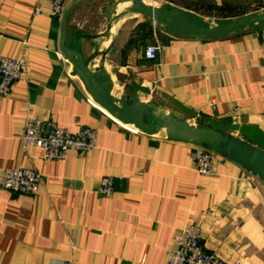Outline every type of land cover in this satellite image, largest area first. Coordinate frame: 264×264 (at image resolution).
<instances>
[{
	"label": "crops",
	"instance_id": "0c3cea01",
	"mask_svg": "<svg viewBox=\"0 0 264 264\" xmlns=\"http://www.w3.org/2000/svg\"><path fill=\"white\" fill-rule=\"evenodd\" d=\"M77 1L65 0L64 11ZM105 1L82 4L68 16L66 42L83 58L105 45L88 69L99 74L103 56L114 96H138L264 151V25L220 39L181 38L127 17L110 24L106 39L93 41L103 31L100 20L122 0L92 15L95 30L90 22L87 31L77 27L90 20L83 11L101 10ZM159 1L204 20L264 10L216 15L203 12L230 9L232 2L236 9L246 0ZM61 19L44 0H0V57L26 63L24 78L0 98V264H165L173 237L191 222L200 228L202 248L225 264H256L260 251L264 263V202L254 213L262 206L261 188H253L258 178L221 156L213 176L200 175L193 145L136 132L90 104L71 67L57 58ZM151 45L158 52L149 61L144 52ZM27 117L72 134L92 128L95 148L46 161L40 148L20 139ZM16 167L40 174L36 195L1 188L3 172ZM105 177L112 178L110 196L100 193ZM245 197L254 198V207L243 212Z\"/></svg>",
	"mask_w": 264,
	"mask_h": 264
},
{
	"label": "water",
	"instance_id": "95a60500",
	"mask_svg": "<svg viewBox=\"0 0 264 264\" xmlns=\"http://www.w3.org/2000/svg\"><path fill=\"white\" fill-rule=\"evenodd\" d=\"M91 1L78 0L63 11L59 38L60 51L72 69L71 75L79 80L91 101L110 119L124 127L147 136L203 147L234 163L264 185V151L221 129L176 118L153 104H145L138 96L129 100L125 95L119 98L114 96L113 83L103 56L102 61L97 62L99 74L89 71L88 65L97 60L98 50L103 51L105 45L83 58L66 42V20L79 6ZM127 17L151 21L164 32L181 38L220 39L264 25V10L233 18L204 20L171 5H156L145 0H122L100 20L103 31L94 35L93 41L106 39L111 22Z\"/></svg>",
	"mask_w": 264,
	"mask_h": 264
},
{
	"label": "built area",
	"instance_id": "2783aa9c",
	"mask_svg": "<svg viewBox=\"0 0 264 264\" xmlns=\"http://www.w3.org/2000/svg\"><path fill=\"white\" fill-rule=\"evenodd\" d=\"M53 17L60 16L64 11L65 0H44ZM158 52L157 45L148 46L144 57L155 60ZM59 61L66 64L61 54ZM26 63L22 59L0 57V98H5L11 92L13 85L25 76ZM93 104L91 99H88ZM20 139L26 146L38 147L46 161H60L69 151L87 154L95 148L96 132L86 127L72 134L66 129L51 122L45 125L42 120L27 117ZM191 159L200 175L213 176V162L217 154L199 146H193ZM41 182L40 174L34 168L16 167L5 170L2 176L1 188L13 194L34 196ZM100 193L110 196L112 193V178L105 177L100 181ZM200 228L194 223H188L181 232L172 239L173 249L165 264H225L216 254L205 251L200 243Z\"/></svg>",
	"mask_w": 264,
	"mask_h": 264
},
{
	"label": "rangeland",
	"instance_id": "374dc122",
	"mask_svg": "<svg viewBox=\"0 0 264 264\" xmlns=\"http://www.w3.org/2000/svg\"><path fill=\"white\" fill-rule=\"evenodd\" d=\"M121 0H106L103 4V8L101 10H97L96 9V6L95 5L94 7L90 8V10H85L82 12V16H87L88 18L90 17V20L88 19V22L87 24H83L82 26L81 25H78L77 28H79V30H86L87 31V27L89 28L88 26V23L91 24L90 25V31H93L95 30V25L93 23L94 21V15H99L101 13H103L104 11H106L108 9V7H110L112 4L114 3H117ZM145 1H148L150 3H153L155 2L156 5H161V2L159 0H145ZM261 7L264 8V0H246V1H241L239 6H237V8L235 9V2H232L231 4H229V8L230 9H224V10H217L216 8L214 7H210L209 9H206L204 10L203 13H212V14H216V15H234L235 13H243L245 11H252V10H260ZM96 9V10H94ZM203 11V10H202ZM93 15V16H92ZM72 18V17H71ZM74 18H72L70 21V23L73 25L74 24ZM205 19V18H203ZM209 19H212V18H208ZM115 19L111 22L112 23H115ZM147 34V30L146 28L143 29V35H146ZM115 82V81H114ZM116 86H118V84L115 82ZM192 123H196V122H192ZM256 183H254L253 185V188L256 189V190H259V187L261 188V191L262 193H258V195L260 196L261 198V201H262V206L258 205V209L255 210V215L257 212H262L263 209V202H264V185L261 181H259L258 179H256L255 181ZM253 197H245V206L244 208L242 209V211H247L248 209H250L251 207H254V204H253ZM255 203V202H254ZM251 212V211H250ZM251 214V213H250ZM250 216V215H249ZM262 228V227H261ZM259 252V251H258ZM261 255V256H260ZM254 257V260H252L253 262L255 261L256 259V264L257 263V260L260 258V262L259 264H264L263 263V259H262V251H260V253H257L256 255H253ZM235 264H238V263H235Z\"/></svg>",
	"mask_w": 264,
	"mask_h": 264
}]
</instances>
